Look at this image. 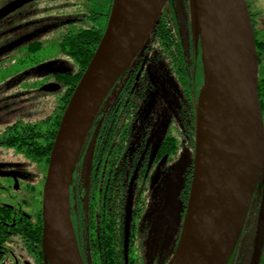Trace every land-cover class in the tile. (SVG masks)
I'll list each match as a JSON object with an SVG mask.
<instances>
[{"label": "water", "instance_id": "95a60500", "mask_svg": "<svg viewBox=\"0 0 264 264\" xmlns=\"http://www.w3.org/2000/svg\"><path fill=\"white\" fill-rule=\"evenodd\" d=\"M121 2L115 1L103 38L64 112L50 155L42 213L45 264H85L69 215V186L75 165L103 104L148 42L169 0ZM196 3L204 15L195 10ZM190 7L195 40L201 34L204 47L205 88L197 108L189 203L168 264H228L247 222L259 180L262 178L264 183L259 59L247 0H190ZM205 18L218 46V66L213 73L208 67ZM209 95L215 98L216 115L206 124L200 110ZM132 209L133 187L127 207L126 264ZM258 228L251 264H259L264 243V191ZM67 230L71 235L65 234ZM162 238L163 231L159 241Z\"/></svg>", "mask_w": 264, "mask_h": 264}, {"label": "trees", "instance_id": "16d2710c", "mask_svg": "<svg viewBox=\"0 0 264 264\" xmlns=\"http://www.w3.org/2000/svg\"><path fill=\"white\" fill-rule=\"evenodd\" d=\"M107 1L109 7L106 11L91 10L81 15L82 18L77 17V13H73L60 29L51 21L52 26H55L50 27V36L53 37L56 48L75 65V70L59 71L51 75V78L62 87L61 96L58 95L55 99L54 109L45 119L27 123L19 121L6 128L1 135L2 148L13 150L16 155L23 156L36 167L47 168L67 105L107 29L116 0ZM183 1L186 6L190 4V0ZM174 2L176 3V0H169L148 42L121 76L103 104L76 162L69 186V215L77 247L85 264H126L127 198L121 183L125 179L127 167L121 171L120 179L116 181L114 178L110 180L109 175L114 167H104V165L122 163L127 152L126 149H130V146L125 147V141L128 138V133L132 132V128L126 130V126L131 125L132 119L130 117L129 122V116L136 114V108L141 99L138 95L139 85L142 83L138 76L141 67L139 63L143 62L141 59L146 62L156 60L155 64H159L160 61L156 58H161L165 64L171 66L175 77L184 88L190 86V90L187 88L190 95L189 100L194 102V105L196 103V107L192 104L194 109L192 127L193 131H196L197 108L205 81L204 47L201 34L198 40H195L194 23L189 7H187L188 33L184 40L179 39L175 24V9L172 6ZM198 72L203 76V80L195 89L192 86L191 78ZM259 96L264 118V80L259 81ZM93 138L95 141H92ZM110 140L113 141L112 144ZM87 146L96 148V151H92L90 156L92 154L95 156L98 151L97 161H94V164L99 163L100 167L86 166V156L89 154ZM107 150H109V154H107ZM97 185L99 202L93 199L95 196L93 191ZM1 190L0 188L2 197ZM27 190L29 193L33 191L30 188ZM15 212L22 213V210H18L16 206L9 207L0 200V243L3 241L1 235L4 228L7 227V224L15 221L17 234L14 236L21 241L29 237V241L35 248V254L40 251V261L43 264L42 219L40 215L35 221L26 219L20 221L19 218L22 216ZM181 221L180 218L178 227ZM20 226L24 229L20 230ZM25 233H27L26 236ZM134 238L135 232L132 227L128 264H144L135 257ZM172 255L173 252L169 254V259ZM36 260L38 262L37 257ZM168 260L164 264H167ZM151 264H155V261Z\"/></svg>", "mask_w": 264, "mask_h": 264}, {"label": "flooded vegetation", "instance_id": "af4514ba", "mask_svg": "<svg viewBox=\"0 0 264 264\" xmlns=\"http://www.w3.org/2000/svg\"><path fill=\"white\" fill-rule=\"evenodd\" d=\"M247 2L256 40L259 59V76L263 73L260 80H264V20H262L263 11L261 9V5H263L264 2L263 0H247ZM172 6L175 9V24L179 33V39L184 40L188 33L189 15L187 7H189V5H184L183 0H176V3L174 2ZM51 7H53V9H51ZM79 17L82 18L81 14ZM51 21L53 24H56L59 29L64 26L66 18L65 6L63 4L56 3V5H50L49 0H0V55L2 54V41L8 43L6 44L8 45V50H6V48L4 50L5 53L7 52L6 57H10L8 51H11L14 55L24 53L27 57L31 53H35L39 49H42L40 38H47L49 40V30L53 25ZM44 42L47 41H43V43ZM156 59L160 61L159 64H155L156 60L146 62L144 59H141L143 62L139 63L141 67L139 68L138 76L141 78L142 83L139 85L140 92L138 95L141 99L138 102L136 114L129 116V122L130 117L132 119L131 125L126 126V130L132 128V132L128 133V138L125 141V147L130 146V149H126L127 152L124 155L122 163L118 165H104V167H114L109 175L111 177L110 180L114 178L116 181L120 179L121 171L127 167L125 179L121 183L127 198L126 218L130 190L131 187H133V209L130 232L133 227L135 232V238L133 239L135 257L144 264L145 262H147L146 264H151L154 263V261L155 264H164V262L169 259V254L172 252L174 253L176 249L189 203L196 152V131H193L192 127L194 114L193 106L196 107V103L194 105V102L189 100L190 95L187 88L189 89L190 86L188 85L187 88H184L175 77V73L172 71L171 66L165 64L161 58ZM57 72L59 71L52 72L49 74V77H52L51 75ZM191 79L193 81L192 86L197 89L198 85H200L199 83H202L203 76L198 72L195 76H192ZM188 102L190 103L188 104ZM1 135L2 133H0V150L9 151V149L2 148ZM92 141H95V138H93ZM110 143L112 144L113 141L110 140ZM88 147L89 146H87V148ZM88 151L89 154L86 156V166L100 167L98 166L99 163L94 164V161H97L98 151L95 156H93V154L90 156V153L96 151V148L90 147ZM180 152H184V156L190 157V162L186 166L185 178L180 191L177 193L172 192V185H170V183L168 184V192L161 201L157 215L151 224L147 227H143L144 233L140 236V220L145 212L148 193L156 187L159 181H161L157 178V168H160L161 171L170 168L178 159ZM107 154H109V150H107ZM30 166L36 167L31 163ZM48 167L49 163L47 164V168L44 166L41 168L37 167L38 179L40 180L39 183L42 184L40 186L39 184L36 186H31V184L21 186L19 181L20 179L24 180L26 175L23 172L3 173L4 175H0V178L2 176H7V178L10 177L9 179L11 180L8 181V184H3L2 178L0 179L2 184L0 186L2 189V197L0 196L1 202H5L9 207L16 206L18 210L21 209L22 213L15 212V214L22 216L19 218L20 221L23 219L35 221L38 215H40L42 219V235L43 192ZM12 175H16V177ZM98 176L99 174L97 173V177ZM263 186L264 183L261 178L252 200L244 230L228 264L252 263L258 238V227L264 191ZM22 187L23 191L33 199L32 205L35 206V211L32 214L28 213L29 208L24 210V201L21 202L16 196L12 195V193L18 194ZM39 187H41V190ZM97 187L98 185L93 191L95 194L93 199L99 202L100 199ZM27 188L33 190L32 193H29ZM5 199H10L12 202L4 201ZM172 199L175 200V202H173ZM178 212L179 214L181 213L182 220L179 227L180 215H178ZM171 213H173V215L175 214L173 223H171ZM16 225L17 223L14 221L13 223L7 224V227L3 230L1 235L3 241L0 243V260L3 259V257L9 256V248L15 245L14 243L19 242L20 244L17 243V246L23 250L26 256L20 255L22 263L16 258L13 260L14 263L31 264L27 261V258H32L33 264H42L40 261V251H38V254H35L33 243L29 241L30 238L27 237L21 241L14 236L17 234L15 230ZM19 229L23 230L24 228L20 226ZM162 231L163 238L159 244L158 238H160ZM26 234L27 233H25V236ZM148 236L149 238L152 237L150 243L152 256L150 260L147 259V261H145V259L141 258L140 252L144 251L143 246L145 241L147 242ZM166 249H168L169 253L163 258L161 252ZM9 258H11V256ZM43 264H45L44 260ZM259 264H264V243L259 258Z\"/></svg>", "mask_w": 264, "mask_h": 264}, {"label": "rangeland", "instance_id": "374dc122", "mask_svg": "<svg viewBox=\"0 0 264 264\" xmlns=\"http://www.w3.org/2000/svg\"><path fill=\"white\" fill-rule=\"evenodd\" d=\"M49 2L50 5L61 3L65 6L66 20H69L73 13H77L76 16L79 17L80 14H86L88 11H106L109 7L107 0H49ZM189 8L191 9L190 4ZM261 9L263 11L262 20H264V4L261 5ZM195 10L202 13V9L197 3L195 4ZM40 41L43 48L27 57L24 53L14 55L11 51H8L10 57H6L7 52L5 53L4 50L5 48L8 50V45H6L8 43L2 41V54L0 55V133L19 121L27 123L45 119L54 109L55 99L58 95L61 96L62 93V87L49 77V74L54 71L75 70L72 61L56 48L53 37L50 36L49 40L41 37ZM43 41L47 42L43 43ZM262 76L263 73H261L259 79ZM184 155V152H180L174 165L166 170L161 171L160 168H157V178L161 181L148 193L145 212L140 220V236L144 233L143 227L151 224L157 215L161 201L168 192V184L172 185V192L177 193L180 191L185 178L186 166L190 162V157ZM0 172L25 173V179L19 181L21 186L26 184H31V186L42 185L39 183L37 167L30 166V163L23 156L16 155L12 150H0ZM1 178L3 184H8V181H11L10 177L7 178V176ZM39 188L41 190V187ZM12 195L16 196L21 202L24 201V210L29 208V214L35 211V206L32 205L33 199L23 191V187L18 194L12 193ZM4 201L11 200L5 199ZM172 201L175 202L173 199ZM171 214V223H173L175 214ZM151 240L152 237L149 238V236L147 242L144 240V251L140 252L141 258L145 261L150 260L152 256L150 251ZM17 243L19 242L14 243L15 245L11 244L9 256L3 257L0 264H11V262L16 264L13 262L15 258L22 263L20 255H26L17 246ZM158 243L160 244L159 238ZM168 253V249L161 252L163 258ZM10 256L11 258H9ZM27 261L33 264L32 258H27Z\"/></svg>", "mask_w": 264, "mask_h": 264}, {"label": "bare ground", "instance_id": "6f19581e", "mask_svg": "<svg viewBox=\"0 0 264 264\" xmlns=\"http://www.w3.org/2000/svg\"><path fill=\"white\" fill-rule=\"evenodd\" d=\"M129 0H122V4H127ZM205 23H206V42H207V51H208V67H209V72L213 73L214 69L218 66V46L216 43V40L211 34V28L209 21L207 18H205ZM216 92V90H215ZM214 91L212 93H215ZM215 98L209 96H206L201 105V110H200V117L203 119V122L206 124L210 123L211 121L215 119ZM207 127V126H205ZM209 128V127H207ZM67 219L66 215L63 217V222H65ZM71 230L65 231L66 235H71Z\"/></svg>", "mask_w": 264, "mask_h": 264}]
</instances>
